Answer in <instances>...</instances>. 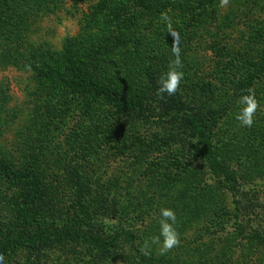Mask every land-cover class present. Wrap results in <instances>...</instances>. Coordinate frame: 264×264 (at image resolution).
Wrapping results in <instances>:
<instances>
[{
	"label": "rangeland",
	"instance_id": "rangeland-1",
	"mask_svg": "<svg viewBox=\"0 0 264 264\" xmlns=\"http://www.w3.org/2000/svg\"><path fill=\"white\" fill-rule=\"evenodd\" d=\"M162 13L181 49L173 96L215 117L229 179L196 156L194 136L156 120L157 81L174 59ZM66 46L148 117L115 111L84 82L74 88L54 64ZM249 88L259 108L245 127L235 116ZM0 156L17 171L36 159L48 206L37 220L73 232L37 251H6L4 264H264V242L251 238L264 237V0H0ZM21 191L0 177V247L35 230L13 204ZM162 207L174 210L180 240L164 255L151 243ZM84 212L112 244L74 236Z\"/></svg>",
	"mask_w": 264,
	"mask_h": 264
},
{
	"label": "trees",
	"instance_id": "trees-1",
	"mask_svg": "<svg viewBox=\"0 0 264 264\" xmlns=\"http://www.w3.org/2000/svg\"><path fill=\"white\" fill-rule=\"evenodd\" d=\"M29 8L28 4H25ZM32 6V5H31ZM16 7V6H14ZM33 8V6H32ZM31 9V8H30ZM18 15V14H17ZM65 55H63L54 64H62V71H70L72 74V81L74 88L80 89V85L83 83V88H88L90 93L94 95V98H102L104 101L112 106L115 111L121 113H131L137 116L148 117V108L139 100H134L126 92L113 86L110 83L103 82L104 80L97 79L96 72H88L84 69V61L78 56L77 53L71 51L70 47L64 48ZM61 74L58 72L56 75ZM159 112L156 114V120L162 123H173L180 126L183 130L190 133L195 138L194 147L195 154L203 161L208 169L217 176L229 179V174L226 172L221 157L217 153L216 146L213 142V127L215 124V117L209 115H203L195 112L184 100L178 96H168L164 94L160 98ZM35 158H27L24 164L25 170H11L3 158L0 156V177L9 179L14 184L21 188L20 199L18 202L13 201L17 212L21 217L22 223L27 227L35 228L33 231L27 232L23 238L19 236H8L3 247H0V254L6 251L15 249H27L29 251H37L40 246L48 243L49 240H62L66 237H73V232L70 229H64V231L56 229H49L44 227L37 220L39 211L45 210L43 207H48L47 202L40 201L45 198L44 185L41 181L38 173ZM14 196V195H13ZM15 198V197H13ZM83 217H79L76 220L77 231L75 237H79L82 240L89 241L97 248H105V245L112 244L102 240L100 238V231L93 228L88 218V213H83ZM85 221V222H84ZM65 226V224H64ZM80 228L83 229V233L79 232ZM76 229V228H75ZM114 231V230H113ZM112 231V238L115 234L120 232V235H124L125 230ZM116 232V233H115ZM118 236V235H117ZM115 236V238L117 237ZM114 238V239H115ZM251 238L264 242V237L256 234Z\"/></svg>",
	"mask_w": 264,
	"mask_h": 264
},
{
	"label": "clouds",
	"instance_id": "clouds-1",
	"mask_svg": "<svg viewBox=\"0 0 264 264\" xmlns=\"http://www.w3.org/2000/svg\"><path fill=\"white\" fill-rule=\"evenodd\" d=\"M229 0H219V6L226 8ZM161 20L165 22L167 32L172 37L173 43L171 53L174 59L170 63L166 72L162 73L157 81V94L163 96H173L180 88L181 81L184 78V73L179 69L182 68L181 49L179 46L178 33L172 28V22L167 13L161 14ZM239 111L235 118L242 126L251 127L254 123V117L259 108L258 101L255 98L254 90L249 88L247 94L241 95L238 99ZM159 236L153 237L151 243L159 244V254L164 255L180 243L179 234L176 231L174 224L176 223V214L173 209L162 207L160 209ZM150 245L146 241L141 251L145 255L149 253ZM5 257L0 254V264H4Z\"/></svg>",
	"mask_w": 264,
	"mask_h": 264
}]
</instances>
